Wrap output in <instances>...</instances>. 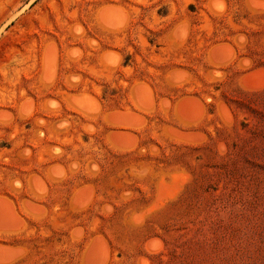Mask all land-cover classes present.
<instances>
[{
  "label": "rangeland",
  "instance_id": "obj_1",
  "mask_svg": "<svg viewBox=\"0 0 264 264\" xmlns=\"http://www.w3.org/2000/svg\"><path fill=\"white\" fill-rule=\"evenodd\" d=\"M0 264H264V0H0Z\"/></svg>",
  "mask_w": 264,
  "mask_h": 264
}]
</instances>
